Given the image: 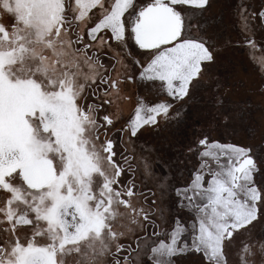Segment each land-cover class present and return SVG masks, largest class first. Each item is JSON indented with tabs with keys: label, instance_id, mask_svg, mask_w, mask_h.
Segmentation results:
<instances>
[{
	"label": "snow or ice",
	"instance_id": "snow-or-ice-1",
	"mask_svg": "<svg viewBox=\"0 0 264 264\" xmlns=\"http://www.w3.org/2000/svg\"><path fill=\"white\" fill-rule=\"evenodd\" d=\"M216 2L0 0V264H230L238 242V264H264V122L256 146L194 133L200 163L182 186L146 157L159 194L134 179L136 140L186 122L231 43L225 21L209 29ZM235 15L264 78V10ZM128 84L162 98L138 92L125 119ZM236 107L225 125L243 120Z\"/></svg>",
	"mask_w": 264,
	"mask_h": 264
},
{
	"label": "rangeland",
	"instance_id": "rangeland-1",
	"mask_svg": "<svg viewBox=\"0 0 264 264\" xmlns=\"http://www.w3.org/2000/svg\"><path fill=\"white\" fill-rule=\"evenodd\" d=\"M244 3L250 11L259 12L264 10V0H217L206 17L209 19V29L214 31L221 21L227 23V31L224 33V40L231 43L224 47L218 57V62L213 68V79L207 82V86L185 105L186 122L181 125L170 124L158 131L145 132L135 142V183L140 186L141 192L145 195L149 191L159 194V188L151 177L143 175L142 157L149 159L159 177L163 179L164 186L169 183L178 186L184 185L190 180V174L194 175V169L199 167L200 158L195 152H189L188 147L197 139L194 133L207 131L212 139L221 142H233L243 139L253 146L262 143L260 126L264 122V78L258 73V66L249 57L247 46L240 43L241 23L235 15L236 6ZM254 38L258 45L264 43L261 39L264 35V28L260 21H254ZM264 54V49L257 48L255 55ZM220 81L219 90L216 89V80ZM228 88L227 95H221L224 89ZM131 104L125 109L124 101H121L123 118H132L135 114L136 95L142 94L146 101H157L159 98L150 89L140 88L133 85L131 88ZM223 100V104L219 101ZM245 107L243 120L225 125L223 113L228 109H234L237 103ZM119 135V133H117ZM260 226L254 230L259 234ZM239 242L229 253L230 264H238ZM200 256L189 255L183 264H196ZM259 257L256 258L259 264Z\"/></svg>",
	"mask_w": 264,
	"mask_h": 264
},
{
	"label": "flooded vegetation",
	"instance_id": "flooded-vegetation-1",
	"mask_svg": "<svg viewBox=\"0 0 264 264\" xmlns=\"http://www.w3.org/2000/svg\"><path fill=\"white\" fill-rule=\"evenodd\" d=\"M133 84H128L125 86V88L123 89V95H127V96H130L131 97V88H132ZM124 101V106H125V109L128 107L129 104H131V99H128V100H123ZM120 106V109L123 108L122 104H121V101H118L117 102ZM129 103V104H128ZM123 111H121L122 113ZM123 116V115H122ZM136 150L138 149V146L135 147ZM133 167L136 169L137 168V165L135 164V162L133 161ZM134 177H135V173H134Z\"/></svg>",
	"mask_w": 264,
	"mask_h": 264
}]
</instances>
